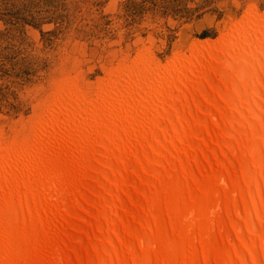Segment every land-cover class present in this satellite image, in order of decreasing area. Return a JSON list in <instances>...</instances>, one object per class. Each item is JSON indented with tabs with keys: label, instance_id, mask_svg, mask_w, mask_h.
I'll list each match as a JSON object with an SVG mask.
<instances>
[{
	"label": "bare ground",
	"instance_id": "bare-ground-1",
	"mask_svg": "<svg viewBox=\"0 0 264 264\" xmlns=\"http://www.w3.org/2000/svg\"><path fill=\"white\" fill-rule=\"evenodd\" d=\"M192 56L56 109L27 180L0 161V264H264V21Z\"/></svg>",
	"mask_w": 264,
	"mask_h": 264
},
{
	"label": "rangeland",
	"instance_id": "rangeland-1",
	"mask_svg": "<svg viewBox=\"0 0 264 264\" xmlns=\"http://www.w3.org/2000/svg\"><path fill=\"white\" fill-rule=\"evenodd\" d=\"M247 19L264 21V0H0V161L27 180L36 139L71 98L91 109L139 65L159 85L179 63L190 69L196 46L228 45ZM176 206L177 193L171 223ZM2 233L13 255L23 233L13 216Z\"/></svg>",
	"mask_w": 264,
	"mask_h": 264
},
{
	"label": "trees",
	"instance_id": "trees-1",
	"mask_svg": "<svg viewBox=\"0 0 264 264\" xmlns=\"http://www.w3.org/2000/svg\"><path fill=\"white\" fill-rule=\"evenodd\" d=\"M199 41L201 42V41H205V40H199Z\"/></svg>",
	"mask_w": 264,
	"mask_h": 264
}]
</instances>
